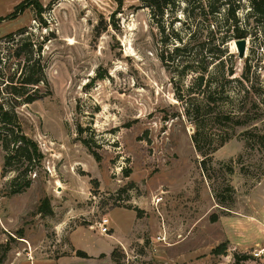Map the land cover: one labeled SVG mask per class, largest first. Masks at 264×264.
Listing matches in <instances>:
<instances>
[{
    "label": "rangeland",
    "instance_id": "1",
    "mask_svg": "<svg viewBox=\"0 0 264 264\" xmlns=\"http://www.w3.org/2000/svg\"><path fill=\"white\" fill-rule=\"evenodd\" d=\"M22 1L0 0V16ZM38 1L41 14L27 0L0 22V101L42 153L30 167L23 156L6 164L0 142V264H234L236 253L248 255L240 264H264L260 45L247 38L240 59L236 39L222 41L225 12L206 20L187 0L159 18L140 0ZM223 54L240 79L249 60L250 92L230 83L226 109L244 122L204 126L233 137L203 169L184 101L201 99L193 70L215 74L212 55ZM33 63L45 83L24 89L20 72Z\"/></svg>",
    "mask_w": 264,
    "mask_h": 264
},
{
    "label": "trees",
    "instance_id": "2",
    "mask_svg": "<svg viewBox=\"0 0 264 264\" xmlns=\"http://www.w3.org/2000/svg\"><path fill=\"white\" fill-rule=\"evenodd\" d=\"M26 1L27 0H24L17 4L14 11L9 15L5 17L0 16V22L8 18H14L22 13L25 9ZM140 1L145 6L151 8L153 14L159 18L163 17L165 11L169 7L174 6L177 0ZM247 1L250 9L243 17H241L239 12L244 8L242 0H208L207 3H199V5H195L196 0H187V2L191 4L192 11L195 12L198 10L200 15L208 18L206 20H209L210 16L215 17L222 11L225 12V25L227 28L225 31L226 35H223L222 38L223 42H226L227 38L235 40L251 37V40L254 43L259 44L264 50V0ZM119 2L121 3L122 1L120 0ZM32 4L35 6L38 13L41 14L43 12V6L38 0H34ZM252 21L255 22L254 26H251ZM26 45L31 47L32 42L28 41ZM180 49V47H176V51H180ZM221 51L223 52V50ZM225 55L226 54H223L222 56L212 55V58L219 60V62L217 65L218 72H215V74L212 73L211 76L205 72L207 71L206 67L198 71L196 69L193 70L198 74L194 77L191 88L197 90L196 92L201 96V99H197L196 102H193L191 99H189V101H184V115L192 120L196 126L192 135V140L196 150L204 157L201 160L203 169L206 168L207 160H210L211 156L233 137V132L229 131L219 133L206 132V124H209V122L216 123L219 120L223 121V119L232 122L233 124H243L244 122L241 119L242 117L239 116L234 109H226L227 104H233V100H231L232 95L229 91L230 83L233 82V80H236L244 86V91L246 93L250 92V88L247 89L243 82L244 80H250L249 74L251 72V65L248 64L249 60L246 62L247 65L243 78L240 79L234 77V63H232L231 67L226 68L225 65L227 60L225 59H227L226 57H228V55L223 58ZM229 55H231V53ZM18 56H21V52L18 53ZM20 75L24 89H28L33 85L38 86L40 83H45L43 80L44 73L41 64L39 65V68H37V63L29 64L25 70H21ZM261 86L264 88L263 84ZM252 87L254 88L253 85ZM24 92L25 91L15 90L14 94L17 96L27 94L25 97L27 102H33L38 98V95L34 94V92ZM181 100L184 99L181 98ZM261 103L264 104V102ZM256 136L259 137L261 143H264V123L259 131H257ZM0 142H2L3 149L7 151L6 164H11L12 159L23 156L25 161H27V167H30L42 157L38 144L23 131L15 109L8 108L2 101H0ZM84 142L87 143L86 141ZM93 154L97 159L99 158V155L95 151H93ZM226 250V245L221 244L215 249V253L222 254ZM78 255L88 257L85 251H78ZM245 259H248L247 254L236 253L234 264H240L241 261Z\"/></svg>",
    "mask_w": 264,
    "mask_h": 264
},
{
    "label": "water",
    "instance_id": "3",
    "mask_svg": "<svg viewBox=\"0 0 264 264\" xmlns=\"http://www.w3.org/2000/svg\"><path fill=\"white\" fill-rule=\"evenodd\" d=\"M234 43L237 47L238 57L240 59H244L247 56L246 53H247L249 40L247 38H241V39H236Z\"/></svg>",
    "mask_w": 264,
    "mask_h": 264
},
{
    "label": "built area",
    "instance_id": "4",
    "mask_svg": "<svg viewBox=\"0 0 264 264\" xmlns=\"http://www.w3.org/2000/svg\"><path fill=\"white\" fill-rule=\"evenodd\" d=\"M100 227H99V232L101 234L109 235L110 231V219L107 216H103L99 222Z\"/></svg>",
    "mask_w": 264,
    "mask_h": 264
},
{
    "label": "crops",
    "instance_id": "5",
    "mask_svg": "<svg viewBox=\"0 0 264 264\" xmlns=\"http://www.w3.org/2000/svg\"><path fill=\"white\" fill-rule=\"evenodd\" d=\"M114 247V246H113ZM85 252H87V254H89V255H95V254H91V253H89L88 251H86L85 249H83ZM79 258H81V257H79ZM83 258H85V257H83ZM78 259V258H77ZM88 259V258H87ZM34 262V264H47V263H44L43 261H40V260H34L33 261ZM33 262H32V264H33ZM55 264H65V263H63L61 260H58V261H56V263Z\"/></svg>",
    "mask_w": 264,
    "mask_h": 264
}]
</instances>
